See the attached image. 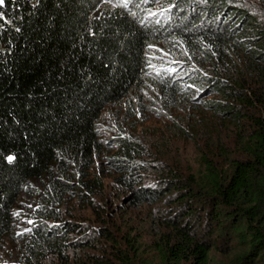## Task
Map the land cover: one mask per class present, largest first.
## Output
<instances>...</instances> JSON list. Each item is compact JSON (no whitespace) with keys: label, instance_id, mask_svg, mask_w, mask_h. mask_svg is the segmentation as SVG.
Wrapping results in <instances>:
<instances>
[{"label":"trees","instance_id":"16d2710c","mask_svg":"<svg viewBox=\"0 0 264 264\" xmlns=\"http://www.w3.org/2000/svg\"><path fill=\"white\" fill-rule=\"evenodd\" d=\"M202 93L238 134L195 173L102 138L115 107ZM26 197L14 264H264V0H3L0 249Z\"/></svg>","mask_w":264,"mask_h":264},{"label":"rangeland","instance_id":"374dc122","mask_svg":"<svg viewBox=\"0 0 264 264\" xmlns=\"http://www.w3.org/2000/svg\"><path fill=\"white\" fill-rule=\"evenodd\" d=\"M123 1L109 0V3L122 4ZM216 98L213 95L204 96L202 93L192 96L189 103L178 99L167 107L151 100L150 96H145L140 106L128 112L122 107H115L111 115L109 114L106 125L100 128L102 138L104 137L107 143L111 144L116 134L121 133L136 144L146 146L160 144L161 152L169 153L182 161L185 174L195 173L199 168V153L204 148V144H215L221 140L222 144L229 146L234 143L238 134V129L224 120L225 117L215 116L212 111L206 110L205 100L213 101ZM210 133L211 135L207 137ZM26 200L25 206L16 213L13 241L6 242L0 249V264L16 263L15 245L20 242V237L33 221L30 219L32 212L27 210L28 206H32L31 199L26 197ZM144 212H148V209L131 212L130 217L132 216L133 219L130 223L139 228L143 226V223L139 224V220ZM193 218L196 226L198 216ZM124 223L126 224L125 220L123 223L118 222L117 225L121 226ZM143 239L148 240L149 237L144 235ZM215 257L219 258V255L215 254ZM143 264H147V261H143Z\"/></svg>","mask_w":264,"mask_h":264},{"label":"snow or ice","instance_id":"6c2138e0","mask_svg":"<svg viewBox=\"0 0 264 264\" xmlns=\"http://www.w3.org/2000/svg\"><path fill=\"white\" fill-rule=\"evenodd\" d=\"M0 4H3V0H0Z\"/></svg>","mask_w":264,"mask_h":264}]
</instances>
